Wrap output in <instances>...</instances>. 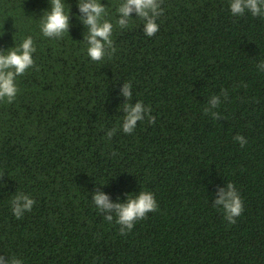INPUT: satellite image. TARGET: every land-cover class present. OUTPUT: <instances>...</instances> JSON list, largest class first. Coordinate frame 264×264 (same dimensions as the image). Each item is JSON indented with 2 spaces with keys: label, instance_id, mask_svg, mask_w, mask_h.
Listing matches in <instances>:
<instances>
[{
  "label": "trees",
  "instance_id": "obj_1",
  "mask_svg": "<svg viewBox=\"0 0 264 264\" xmlns=\"http://www.w3.org/2000/svg\"><path fill=\"white\" fill-rule=\"evenodd\" d=\"M62 2L69 31L49 38L41 24L51 0H0V51L29 36L36 49L33 66L16 77V98L0 100V256L264 264V16H233L231 0H163L159 30L148 37L135 13L118 25L122 0H100L115 52L93 61L78 0ZM125 82L131 103L156 118L131 134L122 129ZM213 95L219 119L204 112ZM229 182L243 201L235 224L213 206ZM97 189L114 203L149 191L158 208L121 235L116 217L109 223L96 209ZM21 192L35 204L17 219L11 200Z\"/></svg>",
  "mask_w": 264,
  "mask_h": 264
},
{
  "label": "clouds",
  "instance_id": "obj_2",
  "mask_svg": "<svg viewBox=\"0 0 264 264\" xmlns=\"http://www.w3.org/2000/svg\"><path fill=\"white\" fill-rule=\"evenodd\" d=\"M163 0H122L118 7L119 19L117 21L121 28L129 25L132 13L144 21V32L148 37L154 36L159 26L156 20L163 14L161 7ZM80 16L78 17L84 26L88 28V35L84 37L89 45L88 56L93 61H100L106 54V49L115 52L111 39L113 25L104 20L106 15L105 6L100 0H78ZM230 10L233 16H243L248 10L253 16H264V0H231ZM70 27V15L66 14L62 0H51L50 11L42 18L41 31L49 38H60L64 32H68ZM33 40L29 36L25 38L19 47H12L4 54L0 51V100L6 99L8 103L16 98L18 88L15 80L17 76L23 75L26 70L33 66L32 54L35 52ZM109 53V56L111 55ZM258 70L264 71V61L257 65ZM131 82L123 83L120 95L124 97L123 103V124L122 129L125 134L133 133L137 122L145 118L150 124L155 123V117L151 115V108L145 106L142 101L135 104L132 100ZM221 94L227 97V93L222 89ZM220 105V96L213 95L209 98L207 106L204 108L205 114H211L213 119H219L220 114L213 109ZM117 129L112 128L106 132V137L110 140ZM243 147L247 140L243 135L237 134L233 137ZM114 154V153H113ZM2 178V177H0ZM119 199V198H118ZM92 201L96 209L104 214V219L111 223L116 217L121 235L130 232L135 222L146 218L147 213L154 212L158 208L154 194L149 191H140L136 195L128 194L124 202H112L109 196L97 189L92 193ZM35 204V200L23 192L16 194L11 200L12 212L17 219H21L25 212H30ZM213 206H222L225 219L230 224L236 223V218L243 212V201L233 183H227L225 188H220ZM0 264H23L21 259L15 256H0Z\"/></svg>",
  "mask_w": 264,
  "mask_h": 264
}]
</instances>
